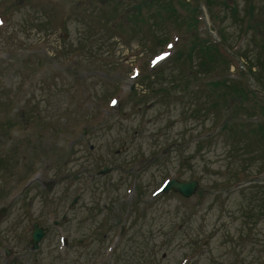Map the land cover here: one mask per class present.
Returning <instances> with one entry per match:
<instances>
[{
	"label": "rangeland",
	"instance_id": "obj_1",
	"mask_svg": "<svg viewBox=\"0 0 264 264\" xmlns=\"http://www.w3.org/2000/svg\"><path fill=\"white\" fill-rule=\"evenodd\" d=\"M140 1L0 0V264H264V0Z\"/></svg>",
	"mask_w": 264,
	"mask_h": 264
},
{
	"label": "water",
	"instance_id": "obj_2",
	"mask_svg": "<svg viewBox=\"0 0 264 264\" xmlns=\"http://www.w3.org/2000/svg\"><path fill=\"white\" fill-rule=\"evenodd\" d=\"M263 94V93H262ZM264 95V94H263ZM109 171L108 168H105L103 171L100 172V174H107ZM199 189V182L198 181H192V182H181L178 180H172L170 184H168L165 188V192H168L170 190H173L184 197H191ZM6 212L4 209L1 211V216ZM45 236V229L39 227V225L36 223L35 224V229H34V234H33V239L31 242V245L33 246V250H37L40 247V242L42 241L43 237ZM7 254L10 255V251H7ZM16 260L12 262V264H15Z\"/></svg>",
	"mask_w": 264,
	"mask_h": 264
},
{
	"label": "trees",
	"instance_id": "obj_3",
	"mask_svg": "<svg viewBox=\"0 0 264 264\" xmlns=\"http://www.w3.org/2000/svg\"><path fill=\"white\" fill-rule=\"evenodd\" d=\"M157 2V3H154V2ZM205 2H208V0H205ZM134 3V2H133ZM140 4H141V1H140ZM172 4V3H171ZM145 5H147V6H145ZM135 6H136V8H137V4H135ZM150 6H153V7H155V10H156V14H158V12L160 11V9H161V5H160V2L158 1V0H150V1H147V0H144V4H141V6H139V8H138V12H137V14L139 15V14H144L145 13V9H144V7H146L147 9H148V7H150ZM161 13L163 14V11H161ZM135 16V15H134ZM194 21H196V22H198V20L197 19H195ZM193 23H190V25L189 26H191ZM198 27L197 26H195V29H197ZM222 40L226 43L227 42V39L226 38H222ZM207 44H212L214 47H216V49H217V47H221V46H219L218 44H216V43H214V42H211V43H207V42H203L202 43V46H201V48L202 49H204V48H207V49H209V48H211L210 46H208ZM227 45V44H226ZM222 48V47H221ZM223 49V48H222ZM230 49V48H229ZM224 50V49H223ZM220 50L219 49H217V52H219ZM225 51V50H224ZM226 52V51H225ZM227 53V52H226ZM227 55L229 56V58L231 59V57H230V55L227 53ZM227 56V57H228ZM228 58V59H229ZM229 59V60H230ZM264 64H262V66H263ZM220 66V65H219ZM254 66V65H253ZM253 66H251V67H253ZM250 67V71H252V68ZM214 70L215 71H217L218 70V68H216V66H215V68H214ZM213 84H215V85H218V86H220V85H222V83L220 82V81H216V82H214ZM263 91H264V89H263ZM244 92V93H243ZM243 92L239 95L241 98L242 97H245V95H250L251 97H248V98H250V99H252L253 97H255V96H257L258 94H256V93H252L251 91H247V89H244L243 90ZM219 98L222 100V101H224V99L222 98V96H219ZM263 100H264V98H262ZM234 100H236V98L234 99ZM237 101V100H236ZM244 106H246V105H244ZM246 110H247V112H248V109L246 108ZM248 114V113H247ZM237 118H238V116H237ZM227 126H228V121L226 122V123H224V125H223V128H227Z\"/></svg>",
	"mask_w": 264,
	"mask_h": 264
},
{
	"label": "flooded vegetation",
	"instance_id": "obj_4",
	"mask_svg": "<svg viewBox=\"0 0 264 264\" xmlns=\"http://www.w3.org/2000/svg\"><path fill=\"white\" fill-rule=\"evenodd\" d=\"M78 200H79V199H78ZM73 205H74V204H73ZM73 205H72V206H73ZM64 220H66V215H64L63 218H62V221H63V222H64ZM55 223H56L55 225H58V224H59V221H55ZM48 230H49V229L47 228V230H46V234H47ZM28 246H29V243H28ZM15 256H16V255H15ZM16 258H17V264H19V262H20V257L16 256ZM9 264H11V262H9Z\"/></svg>",
	"mask_w": 264,
	"mask_h": 264
}]
</instances>
